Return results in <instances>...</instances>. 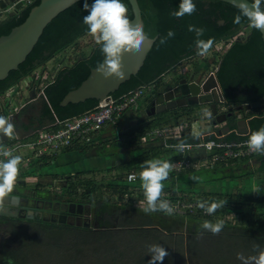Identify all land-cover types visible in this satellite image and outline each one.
<instances>
[{"label": "trees", "instance_id": "1", "mask_svg": "<svg viewBox=\"0 0 264 264\" xmlns=\"http://www.w3.org/2000/svg\"><path fill=\"white\" fill-rule=\"evenodd\" d=\"M40 1L34 0L18 11L16 15H7L5 18L0 19V36L8 34L15 26L24 22L31 8L39 4ZM84 2L85 0L75 2L59 13L47 25L26 60L19 65L18 69L11 70L5 79L0 80V98L6 96L7 91H10L13 87L19 86L26 77L35 73L34 71L40 65H47V62L59 51L74 44L79 38L92 34L82 20L83 15L87 14V10L83 8ZM124 2L126 14L131 19L133 12L129 0H124ZM179 2L180 0H139L145 31L151 37L156 35L158 37L139 72L132 75L111 96L119 98L144 84H153V93H156L164 84L169 83L166 82L169 73H176L180 63L198 54L197 39L207 40L211 38L212 45H214L220 40L226 41L242 27L250 25L245 17H241L239 22H236L235 17L239 13L238 7L222 0H195L196 10L193 13L190 15L185 14L182 17H174L170 13L178 7ZM88 3H91V0H88ZM189 25L203 28L202 35L197 37L194 31H189ZM169 29L174 33L171 37L167 36ZM162 39L163 43H161ZM102 60L103 54L100 45L96 41L88 54L78 58L70 66L61 69L55 78L49 80L43 87L46 96L44 114L52 119L55 124L54 128L58 126L56 125L57 119L64 120L78 116L100 104L101 101L96 98H90L79 103H69L66 106H62L61 101L69 91L80 86L92 69L97 67L98 62ZM184 75L180 74L179 77L182 78ZM216 75L222 86L226 103L230 105L242 104L254 98L261 99L264 97V40L259 29L251 27L247 38L230 43L218 64ZM39 85L40 83L34 80L30 87ZM238 92L242 94L240 95ZM15 94L17 92L13 96ZM6 101L10 102L8 99ZM196 108L197 106L193 105L178 107L157 113L146 121H142L138 128L131 132L130 136L133 138L131 143L135 144L138 149L143 150V153L121 166V168L127 170V172H141L142 167L139 168L138 165L151 160L153 155L157 154L155 151L157 146H150L154 142L143 143L141 142L142 136L156 127L163 128L169 124L173 125V122L176 123L180 117L183 118L185 115L193 120L196 117ZM254 110L258 112V115L251 120V129L248 136L260 127H264V107L255 108ZM234 111L236 112V110ZM199 112L201 113V111ZM212 118L214 119V117ZM235 119V113L229 117L231 129L236 127ZM181 132L182 136L180 138H169V142L179 144L182 141L191 142L197 138L188 133V128H183ZM236 138L242 137L235 132H230L226 136L227 140ZM86 147L78 146L80 149ZM69 149L66 148L65 150ZM177 150L178 155L169 159L170 164L183 158L178 148ZM263 154L259 153V157L262 158ZM33 162L31 166L25 167L27 170H19V174L22 173L24 177L34 174L38 166L37 162ZM46 163L48 164V162ZM195 169L197 168L192 167L181 173ZM173 179L174 174L172 173L168 175L166 180L162 181L163 190H172L175 187L174 183L176 182L171 183ZM67 180L66 189L68 193L78 195L83 190L82 195L91 197L96 209L101 204L99 191L102 189H105L107 193H112L115 202H126L128 200L132 203L135 194L140 198H145L142 187L138 188L137 185L126 184L123 180L98 185L96 178L85 176L84 173H78L75 177L69 176ZM180 188L192 189L189 185ZM209 195L210 201H225L221 207V212L228 214L234 210L238 211L241 215L239 217L240 223L243 226H235L234 229L227 227L220 234L215 235L192 234L186 241L183 234L175 233V231L168 234L158 228H153L155 224L153 216L145 213H135L127 217L122 215L114 224L115 228L98 230H94L92 226L60 224L53 221L0 215V264H31L27 263V259L36 258L34 256L41 254V249H44L46 245L61 249L65 237L70 239L68 245L72 244L74 249L77 248L79 251L77 255L79 256L85 255L81 249L84 246L93 243L100 245L108 243L118 255L120 254L122 260L128 259L127 264H149V246L156 244L163 246L168 251V255L164 257L161 264H189L188 258L194 262L193 264H245V261H247V264H255L253 257H256L260 251H264V232L257 233L253 230L255 228L252 229V227L257 226V228L264 231V197L243 196L239 193H212ZM245 210L252 211L247 212ZM172 215L180 216L177 214ZM180 217L215 221V215L197 214ZM227 221L230 224L233 222L231 219ZM41 226L47 228V230L54 229L57 231H54L55 235H50L53 236L51 242H46L45 237L48 234L42 236L38 234L37 228ZM23 227L26 228L25 231L20 232ZM9 229L15 231L10 233L8 232ZM56 234H60V236ZM202 235L214 236V240H217V242H211L210 245L205 244L202 242ZM33 251L35 254H33ZM28 254L31 255V258L28 257ZM240 255L244 257V260L239 258ZM121 264L123 263L121 262Z\"/></svg>", "mask_w": 264, "mask_h": 264}, {"label": "crops", "instance_id": "2", "mask_svg": "<svg viewBox=\"0 0 264 264\" xmlns=\"http://www.w3.org/2000/svg\"><path fill=\"white\" fill-rule=\"evenodd\" d=\"M4 13H0V15H3ZM248 26V25H247ZM250 27V25H249ZM251 28V27H250ZM229 45L226 46L229 47ZM225 48V49H226ZM225 52V50H224ZM223 52V53H224ZM223 53L220 56V59L218 61V64L221 61V58L223 56ZM218 64L215 67V70L218 69ZM71 65V64H70ZM69 64H65V62H56V64L53 62V58L50 59L47 62V68L49 69L48 73L51 75V78L54 79L55 76L58 74V72L67 67L70 66ZM207 65V64H206ZM200 66V65H199ZM198 66V67H199ZM46 73V74H48ZM185 74V72H184ZM198 76V77H197ZM196 79L200 80L201 75H197ZM184 77H189L187 74L184 75ZM181 78V77H180ZM183 78V77H182ZM190 78V77H189ZM194 78V77H193ZM191 78L190 80H194ZM178 79H173V81H176ZM172 81V80H171ZM172 81V82H173ZM167 82V81H166ZM22 83V81H21ZM222 87V86H221ZM154 88H152L150 91L146 93V95L133 107L129 108L121 117L119 123L116 125L107 124L103 127L102 130H100L95 139L94 142L90 145H87L86 148L80 149L78 147L70 148L69 150L62 151L59 153L52 162L41 164L36 167V169L40 170L39 174H37V170H35L34 174H29L26 177L19 178L20 174L18 172L16 179L17 182H24L25 184H29L30 182L27 181V179H32L36 185H43L45 182H43V179L50 178L55 183H60L61 181H65L66 178V184L67 179L69 176L75 177L78 173H84L85 176H89L92 174H101L103 172H106L105 175L111 174L112 170H118L123 166L124 164L132 161L136 157L140 156L143 153V150L138 149L135 144L131 143V140L133 139L131 136L130 140L122 139V137H129L131 132L138 128L140 123L142 121H146L149 117L156 115L149 114L148 108L150 98L154 96L155 93H153ZM223 90V89H222ZM8 92V91H7ZM238 94H242L241 92H238ZM6 96L0 98V114L3 113V111H7L9 114L17 113L15 116H17L21 120V127L26 131L24 138L30 137L37 133L41 129L49 128L54 126V122L51 118L46 117L45 112V105H46V96L43 91V87H30L27 85V87H23L19 93L15 94L13 96V100L7 102L5 99ZM226 99V98H225ZM261 102V106L264 107V97L261 99H253L251 101H245L242 104H228L225 100L224 102H219V111L220 112H229V108H233V113L236 114V130L240 132H250L251 129V120L254 116H257L258 112H256L255 108H246V103H253V102ZM230 105V106H229ZM203 108L204 106L198 105L196 110L200 111L199 108ZM209 108V106H206ZM256 107V108H259ZM211 110L210 108L208 109ZM236 110V112L234 111ZM202 111V110H201ZM187 118L188 115H185ZM184 116V117H185ZM24 117V118H23ZM181 118L175 122L172 125L171 128L163 127L164 129L170 130L169 138H180L182 136V132L176 131V129L181 126V122L184 119L187 118ZM211 117H214L213 123L204 122V125L201 126V130L203 132H210L213 129H220L224 131V127L226 125L230 126L229 118L223 122H215L216 117L212 115ZM16 118L13 117V120ZM244 120V121H241ZM217 123V124H215ZM219 124V127L217 126ZM34 126L36 129L34 130ZM186 128V127H185ZM231 129V126H230ZM229 129V130H230ZM181 130V129H180ZM227 130V131H229ZM224 131V132H227ZM154 143L150 144V146H157L156 147V155H153L152 159L154 158H160V159H170L173 156L178 155L177 148H170L166 147L161 141V139H158L156 141H153ZM183 142V141H182ZM82 147V146H81ZM148 149V148H147ZM264 154L262 155V158L256 156L254 159L250 161H243L239 163H234L231 165H217V166H211L215 168V177H213V183L221 185L219 187H215L214 189H205L204 186L201 187L198 184H202V182H182L178 181V178L174 180V185H179L180 187H185L189 185L193 190L202 192L203 195H209L212 193H240L241 187H243V184L246 185L250 181L254 180V177L256 174H258L261 169L264 167ZM144 163H140L138 167H142ZM207 166L197 168L202 169ZM264 171V168H263ZM139 172V171H138ZM247 172V174H245ZM140 173V172H139ZM40 175L39 177H37ZM247 175V176H245ZM31 176V177H30ZM94 178H97L96 175ZM37 179V180H35ZM31 180V181H32ZM116 179H112L110 181H106L104 183L111 184L114 182H117ZM235 180L234 188L229 186L230 182ZM168 183V182H164ZM20 184V183H19ZM173 184V183H172ZM187 184V185H186ZM138 188L142 187V182L140 179L136 182ZM185 185V186H184ZM226 185V188H224ZM136 187V188H137ZM223 189V190H222ZM226 190V191H225ZM242 195V194H241Z\"/></svg>", "mask_w": 264, "mask_h": 264}, {"label": "rangeland", "instance_id": "3", "mask_svg": "<svg viewBox=\"0 0 264 264\" xmlns=\"http://www.w3.org/2000/svg\"><path fill=\"white\" fill-rule=\"evenodd\" d=\"M6 15H0V19L5 18ZM251 28L249 26H244L242 27L236 34L231 36V38L227 39L225 41V44L222 47H217L216 45H212L209 50H207L203 55L197 54L195 57L188 59L177 67V72L176 73H169L167 75V78L171 77H179L177 76L180 72L187 74L190 79L191 78H197V75H201L200 79H203L211 70H215V67L218 64V61L220 59L221 54L224 52L225 48L227 45H229L231 42L236 41V40H244L247 38ZM96 42V35L91 34L89 36H84L78 39L74 44H71L67 47H65L63 50L59 51L55 56L53 57V62L56 64V62H65V64H72L74 61H76L78 58L88 54L93 47L94 43ZM219 46L221 43L218 44ZM207 64V65H206ZM200 65V66H199ZM199 66V67H198ZM49 69L47 68V65H40L33 73L35 74L34 77L46 75L47 77L41 81L43 84H47L49 80L51 81V75L48 73ZM48 73V74H46ZM180 73V74H181ZM179 74V75H180ZM197 76V77H196ZM29 79V77L25 78L22 82V85L25 86L26 81ZM42 86V85H41ZM35 87H40L35 86ZM6 99V98H5ZM200 111L202 110V113L199 114V117L201 119H204L205 116V110L207 112L211 113L206 106L203 108H199ZM184 118H187L186 116ZM207 118V117H206ZM194 120V119H193ZM192 119H184L179 126L176 129V131L180 132L183 128L186 127L187 124H190ZM172 125L169 124L167 128H171ZM181 129V130H180ZM170 131V130H169ZM191 130L188 129V133H190ZM24 170H27L26 168H23ZM40 169V168H39ZM37 170V174H39L40 170ZM20 170V169H19ZM22 171V170H21ZM215 168L211 166H207L202 169H195L193 171L189 172H183L178 175V180L187 183L195 181V182H202V184H198L199 186L203 187L205 189H214L215 187H219L221 185L214 184L213 183V177L217 174H215ZM140 172V171H139ZM111 174L105 175L106 172H103L101 174L95 173L91 174L90 178L95 177L96 175V180H98V185L101 184H107L104 183L106 181H110L112 179L117 180H123L124 176H126L127 170L120 168L116 169L115 171L112 170L110 172ZM247 174V172L245 173ZM38 175L37 177H39ZM247 176V175H245ZM24 176L22 173H20L19 178H23ZM31 177V176H30ZM123 177V178H122ZM18 178V177H17ZM120 178V179H119ZM32 179H27L29 184H19L17 182V179L15 181V189L16 190H26V192L31 193L34 190L37 192L38 195L41 196V198H44L46 200H66V201H84L86 200L89 203L94 204V202L91 201V197H85L82 195V191L78 193V195H70L66 189V178L65 181H61L60 183H55L53 180L50 178L48 179H43V182L45 184L43 185H36L33 183L34 181ZM37 180V179H35ZM250 183L244 185L241 187L240 193L243 196H254V197H264V171H260L258 174L255 175L254 180L250 181ZM235 185V180L231 181L229 186L234 188ZM20 186V187H19ZM104 186V185H103ZM226 188V185H224ZM23 187V188H22ZM223 190V189H222ZM226 191V190H225ZM226 194V193H225ZM99 198L101 200V204L98 207V209L95 211L96 207L94 208V212L92 215V221H91V226L94 230L98 229H111L115 228L114 224L121 218L122 215L124 216H130L133 214H150L153 216L155 220V224L153 228H158L166 233H171L172 231H175V233H180L185 236V240L187 241V238L190 237L192 234L200 233V234H206V235H215V234H220L224 229L227 227H231L232 229L235 228V226H240V218L241 215L237 211H232L231 213L225 214L221 212V209L218 211L219 214L215 215V221L216 220H223V226L221 230L218 233L213 234L211 231L205 230L201 227V223L204 220H195L189 217H180L168 213H163L161 211H154V212H145L144 208L135 205L133 202L131 203L130 201L126 202H115L113 201V194L112 193H107L105 189H102L99 191ZM94 206V205H93ZM45 209L50 208L49 206H44L42 207ZM247 212H251L249 210H245ZM44 213H48L47 211H42ZM221 213V214H220ZM41 214V213H40ZM49 216V213L47 214ZM228 219H231L233 222L230 224ZM253 220V219H252ZM213 221V222H215ZM247 222V221H246ZM245 222V223H246ZM243 226V225H241ZM24 228V229H23ZM20 232L25 231V227H23ZM255 228V229H253ZM50 229V228H49ZM254 231L257 233H263L264 231L256 227H252ZM251 230V229H249ZM15 230L9 229L8 232H14ZM56 230H47V228L41 226L40 228H37L38 234L46 235V242H51L53 236L50 235H55ZM57 232V231H56ZM61 233V232H60ZM60 236V234H56ZM128 237V236H127ZM207 237V238H205ZM65 240L62 241V247L61 249H56L55 247L46 245L44 249H41L42 253L34 256H32V260L27 259V263L31 264H127V260H122L120 258V254L116 253L115 250H113L112 246L108 243H103V244H96L93 243L88 246H84L81 249L83 250V253L85 255L79 256V251L74 249V246L72 244L68 243L70 242V239H67L66 237L64 238ZM202 242L205 244L210 245L211 242H217V240H214V236H204L202 235ZM33 254L35 252L33 251ZM28 257L31 258V255L28 254ZM188 263L193 264L191 259L188 258Z\"/></svg>", "mask_w": 264, "mask_h": 264}, {"label": "built area", "instance_id": "4", "mask_svg": "<svg viewBox=\"0 0 264 264\" xmlns=\"http://www.w3.org/2000/svg\"><path fill=\"white\" fill-rule=\"evenodd\" d=\"M34 0H24L25 6L32 3ZM221 43L219 46L218 44ZM225 44V40H220L215 45L222 47ZM211 74L216 75V70H211L203 79L206 80ZM32 74L26 81L25 86L22 83L19 86L13 87L6 93V99L13 100V94L19 91L27 85H31L34 80L40 83L41 87H45L46 84L41 83L47 76L42 75L37 78ZM217 76V75H216ZM27 78V77H26ZM23 82V80H22ZM153 88V84H144L140 87L130 91L127 94L122 95L119 98L113 96L108 97L94 109L88 110L78 116L66 118L64 120L57 119V127H49L39 130L34 135L15 141H8L0 143V150L8 149L13 155H21L22 161L19 166L20 170L27 168L37 162V166L46 162H52L54 158L64 151L66 148H73L78 146H87L94 142L97 133L103 129L107 124L113 126L119 123L122 115L131 107L136 105L148 91ZM12 99V100H11ZM211 111V110H210ZM202 113V112H201ZM200 112H196L194 120L186 125V128L191 130V134L194 131L200 130L203 134L197 137L194 141L183 142V150L179 149V153L183 156L180 160H175L171 163L169 175L174 174V180L178 178V174L182 171L196 167L201 168L204 166H217V165H231L243 161H250L259 155L250 149L247 145L248 132H240L236 128L230 129L224 132L222 128L213 129L210 132H203L201 126L204 122L213 123V118L208 117L201 119L199 117ZM212 116V114H211ZM217 124V123H215ZM219 127V124L217 125ZM170 131L162 127H156L153 130L147 132L141 138V142H153L160 138L166 147L177 148L178 144L169 142ZM230 132H235L242 138H236L233 140H227L226 136ZM122 139L130 140L129 137H122ZM211 144V148L207 145ZM2 158V157H0ZM138 171H130L126 173L123 181L129 185H135L138 179H140ZM133 177V179H129ZM160 199L167 200L172 207L171 214H177L180 216H192L202 214L204 216H213L221 209L217 208L213 213L206 212L203 208L197 206L198 201H210V195H203L202 192L195 191L193 189H182L179 186H175L167 191H161ZM217 201V200H215ZM133 203L142 208H145L147 202L145 198H140L135 194Z\"/></svg>", "mask_w": 264, "mask_h": 264}, {"label": "water", "instance_id": "5", "mask_svg": "<svg viewBox=\"0 0 264 264\" xmlns=\"http://www.w3.org/2000/svg\"><path fill=\"white\" fill-rule=\"evenodd\" d=\"M79 0H41L39 4L33 6L27 18L21 24L15 26L8 34L0 36V80L5 79L11 70L19 68V65L24 62L27 56L32 52L41 35L43 34L47 25L63 10L70 7ZM233 3V0H222ZM132 8L133 17L130 20H140L143 23L145 30V23L142 15V9L139 0H129ZM235 5V4H234ZM25 7L24 0H0V13L6 16H14ZM264 40V30H260ZM156 36H149L140 49L138 50H122L120 54L121 74L116 76L113 73L102 74L97 68H93L89 76L77 88L69 91L63 100L62 106L69 103H79L90 98H96L104 101L110 97L120 86L129 80L132 75H136L147 58ZM200 80H190L189 77H183L175 84H164L154 96L150 98L148 113H162L167 110H173L183 106H209L211 114L216 117L215 122L223 123L230 116H232L233 108H229V112L219 111V102H224L225 95L221 84L215 74H211L204 82ZM261 102L246 103L245 107L256 108L261 106ZM0 117L13 122L12 116H9L5 110ZM244 121V120H241ZM230 129L229 125L224 127V131ZM8 134L0 132V143L8 140ZM8 199L0 197V215H7L13 217H26L24 214L26 209H19L18 207H9L4 203L18 204L20 195L9 194ZM70 205H76L71 203ZM84 206V204H79ZM41 213V214H40ZM41 211L29 212L28 218H36L44 221H58L57 215L52 217ZM62 217V216H61ZM61 223H66V219L60 220ZM68 224H76L81 226L80 222L68 221ZM90 224L87 223L86 226Z\"/></svg>", "mask_w": 264, "mask_h": 264}, {"label": "clouds", "instance_id": "6", "mask_svg": "<svg viewBox=\"0 0 264 264\" xmlns=\"http://www.w3.org/2000/svg\"><path fill=\"white\" fill-rule=\"evenodd\" d=\"M233 3L239 9V13L235 17L236 22H239L241 17H245L251 27L264 30V0H233ZM83 8L87 10V14L82 17L83 23L88 26L90 33L96 35V41L100 45L103 54V60L98 62L97 69L105 75L113 73L119 76L121 74V51L138 50L142 43L148 39V33L144 30L143 23L140 20L129 19L126 14L124 0H91V3L85 0ZM195 10V0H180L178 7L172 10L170 14L174 17H182L185 14L190 15ZM188 30L194 31L197 37H200L204 31L203 28L194 25H189ZM172 35L174 33L169 29L167 36L171 37ZM161 43H163V39ZM211 46V38L196 40L198 54L203 55ZM177 78L181 79L175 76L167 78L166 81L170 83L171 80ZM204 114L211 119V113L207 110ZM0 132L14 135L12 122L0 117ZM202 134L200 130L193 132L194 137H199ZM247 145L256 152L264 153V127H260L249 135ZM211 146V144L207 145L209 148ZM177 148L183 150L184 143L180 142ZM0 157H2L0 158V197H4L13 191L22 156L13 155L5 148L0 150ZM170 168L171 164L168 159L154 158L144 162L139 176L147 202L144 208L145 212L163 211L168 214L172 213L173 209L168 201L160 199L164 187L162 181L167 179ZM129 179H133V177H129ZM224 203L223 200L210 203L208 201H198L197 206L208 213H213ZM0 207H2V203H0ZM223 223V220H216L215 222L204 220L201 227L215 234L221 230ZM149 253V264H161L164 257L168 255L167 249L159 244L150 245ZM239 258L244 260L242 255ZM253 259L255 264H264V251H260ZM245 264H247V261H245Z\"/></svg>", "mask_w": 264, "mask_h": 264}, {"label": "flooded vegetation", "instance_id": "7", "mask_svg": "<svg viewBox=\"0 0 264 264\" xmlns=\"http://www.w3.org/2000/svg\"><path fill=\"white\" fill-rule=\"evenodd\" d=\"M180 80V79H178ZM178 80L173 81V83L170 81V84H175L178 82ZM7 112V111H5ZM8 113V112H7ZM9 114V113H8ZM17 113L9 114V116L15 117L16 121L13 120L12 124H13V130H14V135L13 134H8V140H6L5 142H10V141H15V140H21L23 139V136L25 135L26 131L23 129V127H21V120L15 116ZM24 118V117H23ZM36 129V127L34 126V130ZM18 180V179H17ZM26 181V180H25ZM25 181L22 182L23 186H25ZM21 184V182H18ZM27 184V183H26ZM20 187V186H19ZM23 188V187H22ZM17 189V188H16ZM15 186L13 188V191L10 193L12 194H16V195H20V200L18 204H12V203H4L6 204V206L8 205L9 207H18L19 209H26V212L24 213L26 215V217H24L23 219H30L28 218V214L29 212H31V210L33 211H49V217H52L51 215L56 214L58 221H53V222H57L60 223V220H65L66 219V223H68V221H73V222H80L82 225L81 226H86L87 223L90 224L89 226H91V221H92V215L94 212V208L95 206H93L94 204L87 202L86 200L82 201H66L64 199L62 200H46L44 198H41L40 195L37 194V192L34 190L31 193L26 192V190H16ZM9 195V194H8ZM5 199H8L7 197H3ZM71 203H75L76 205H70ZM79 204H84V206H79ZM49 206L50 208H47L44 210V206ZM97 209H95L96 211ZM7 216V215H4ZM62 216V217H61ZM22 218V217H20ZM31 220H38L36 218H31ZM76 225V224H75Z\"/></svg>", "mask_w": 264, "mask_h": 264}]
</instances>
